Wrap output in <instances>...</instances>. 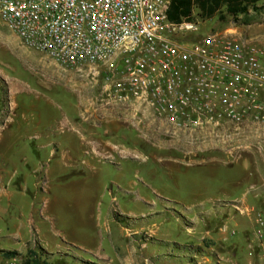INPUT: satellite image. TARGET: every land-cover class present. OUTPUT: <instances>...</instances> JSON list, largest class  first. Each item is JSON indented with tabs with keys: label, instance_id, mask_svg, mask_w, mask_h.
<instances>
[{
	"label": "rangeland",
	"instance_id": "rangeland-1",
	"mask_svg": "<svg viewBox=\"0 0 264 264\" xmlns=\"http://www.w3.org/2000/svg\"><path fill=\"white\" fill-rule=\"evenodd\" d=\"M195 20L202 37L264 45V2L237 21ZM96 81L0 18V152L16 175L0 182V264L29 252L41 264H262L253 216L235 206L264 210V128L231 131L227 146L166 135L102 102Z\"/></svg>",
	"mask_w": 264,
	"mask_h": 264
},
{
	"label": "built area",
	"instance_id": "built-area-1",
	"mask_svg": "<svg viewBox=\"0 0 264 264\" xmlns=\"http://www.w3.org/2000/svg\"><path fill=\"white\" fill-rule=\"evenodd\" d=\"M172 1L0 0V18L28 49L101 77L102 102L166 135L227 146L231 131L264 128V45L228 33L202 37L195 19L170 21ZM235 209L253 216L264 264V210Z\"/></svg>",
	"mask_w": 264,
	"mask_h": 264
},
{
	"label": "trees",
	"instance_id": "trees-1",
	"mask_svg": "<svg viewBox=\"0 0 264 264\" xmlns=\"http://www.w3.org/2000/svg\"><path fill=\"white\" fill-rule=\"evenodd\" d=\"M263 2L264 0H173L169 19L172 22L195 18L206 21L218 16L221 20L230 18L237 21L241 17H247L251 11H257L258 5ZM4 255L7 259H13L17 253L6 252ZM29 255L35 259L27 260L25 264H41V258L37 257V253L29 252Z\"/></svg>",
	"mask_w": 264,
	"mask_h": 264
},
{
	"label": "crops",
	"instance_id": "crops-1",
	"mask_svg": "<svg viewBox=\"0 0 264 264\" xmlns=\"http://www.w3.org/2000/svg\"><path fill=\"white\" fill-rule=\"evenodd\" d=\"M10 155H2V153L0 152V182H3V183H7V182H12V179L16 176L12 171H11V158H9ZM1 160H4V163H2V167H1ZM10 167V169H9ZM223 212V211H221ZM209 215L211 214V212L208 213ZM222 233L226 234V229L223 231L222 230ZM219 238H221L223 235L219 234L218 235ZM207 237L210 238L211 240L214 239V235L212 234L211 231H209L207 233ZM5 238H9V237H5ZM205 240V239H204ZM3 250V249H2ZM5 252H9V251H6V250H3Z\"/></svg>",
	"mask_w": 264,
	"mask_h": 264
}]
</instances>
